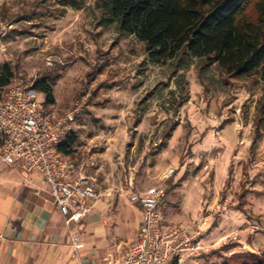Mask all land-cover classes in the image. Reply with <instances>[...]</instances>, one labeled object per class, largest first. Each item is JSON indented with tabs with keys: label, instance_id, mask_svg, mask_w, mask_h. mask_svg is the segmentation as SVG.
I'll use <instances>...</instances> for the list:
<instances>
[{
	"label": "rangeland",
	"instance_id": "1",
	"mask_svg": "<svg viewBox=\"0 0 264 264\" xmlns=\"http://www.w3.org/2000/svg\"><path fill=\"white\" fill-rule=\"evenodd\" d=\"M73 1L79 7L63 0H0V64L9 61L14 75L33 85L44 75L53 79V102L34 88L45 113L80 106L71 156L96 180L97 201H111L109 212L93 220L108 218L109 238L100 252L121 255L136 237L140 215L128 201L130 191L164 184L167 221L201 228L206 244L238 232L237 241L211 246L199 264H235L229 249L264 258L261 70L230 77L182 52L152 63L145 42L106 21L103 0ZM169 167L174 173L165 178ZM17 255L12 264H78L65 239L22 247Z\"/></svg>",
	"mask_w": 264,
	"mask_h": 264
},
{
	"label": "built area",
	"instance_id": "2",
	"mask_svg": "<svg viewBox=\"0 0 264 264\" xmlns=\"http://www.w3.org/2000/svg\"><path fill=\"white\" fill-rule=\"evenodd\" d=\"M80 106L60 114L44 112L37 100L32 80L14 76L0 98V160L20 164L22 169L38 171L50 195L64 217L69 245L79 255L85 215L101 196L93 176L83 173L78 162L59 151L63 140L73 132ZM174 173L166 169L165 178ZM167 195L164 184L146 190L134 189L128 201L140 205L141 222L138 235L117 256L103 257L98 264H199L211 246L237 241L238 232L222 236L216 243L204 242L202 229L184 223H171L162 213ZM227 250L228 255L233 254Z\"/></svg>",
	"mask_w": 264,
	"mask_h": 264
},
{
	"label": "trees",
	"instance_id": "3",
	"mask_svg": "<svg viewBox=\"0 0 264 264\" xmlns=\"http://www.w3.org/2000/svg\"><path fill=\"white\" fill-rule=\"evenodd\" d=\"M63 1L79 7L76 1ZM102 7L106 21L116 22L121 33L135 34L145 42L152 63L182 52L218 65L230 77L260 70L264 76V0H103ZM14 74L9 61L0 64V98ZM52 81L44 75L33 85L46 93L48 102L54 101ZM171 131L165 134L167 138ZM76 140L73 131L59 151L71 155ZM229 259L235 264H264V258L248 251H237Z\"/></svg>",
	"mask_w": 264,
	"mask_h": 264
},
{
	"label": "crops",
	"instance_id": "4",
	"mask_svg": "<svg viewBox=\"0 0 264 264\" xmlns=\"http://www.w3.org/2000/svg\"><path fill=\"white\" fill-rule=\"evenodd\" d=\"M67 156L72 158L71 155ZM131 204L140 215V205L132 202ZM109 206H111L109 198L105 199L104 204L96 200L85 215L87 223L84 228L89 227L93 232L86 234L84 228L82 229L77 255L69 245L64 217L54 203L43 176L35 170L30 172L23 170L20 164H9L0 160V264L16 263L17 250L22 247L31 250L38 245L58 244L64 239L71 247L78 264H98L103 262L105 256H117L113 250L108 249L102 253L99 249L106 247L109 238L106 229L109 224L108 218L93 222L96 215L109 212ZM119 212H116L114 222L120 218ZM140 222L141 215L136 219L134 241L138 235Z\"/></svg>",
	"mask_w": 264,
	"mask_h": 264
}]
</instances>
